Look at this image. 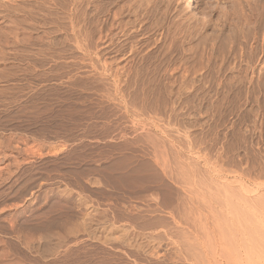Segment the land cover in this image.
I'll return each mask as SVG.
<instances>
[{"label":"rangeland","instance_id":"rangeland-1","mask_svg":"<svg viewBox=\"0 0 264 264\" xmlns=\"http://www.w3.org/2000/svg\"><path fill=\"white\" fill-rule=\"evenodd\" d=\"M56 1L0 12V264H264V58L112 53Z\"/></svg>","mask_w":264,"mask_h":264},{"label":"bare ground","instance_id":"bare-ground-1","mask_svg":"<svg viewBox=\"0 0 264 264\" xmlns=\"http://www.w3.org/2000/svg\"><path fill=\"white\" fill-rule=\"evenodd\" d=\"M45 1V0H44ZM56 1V0H55ZM59 1V0H58ZM90 1V0H89ZM214 1V0H213ZM215 1H217L215 3ZM98 0V45L102 47L108 42L107 48L115 51L117 45L128 46L132 57H157L154 53L159 50L162 56L166 43H191L194 55L201 57H253L264 58V0ZM23 2V1H22ZM41 2V1H40ZM57 2V1H56ZM62 7L69 5V1L61 0ZM9 0H0L1 8L10 6ZM26 3V2H25ZM51 3V2H49ZM53 3V2H52ZM59 4V2H57ZM67 3V5H66ZM72 3V2H70ZM80 3V2H79ZM73 0V7L79 5ZM12 4V2H11ZM54 4V3H53ZM56 4V5H58ZM60 4V5H61ZM71 5V4H70ZM81 5V4H80ZM96 5V4H95ZM24 6V5H23ZM27 6V5H26ZM31 7V6H30ZM38 7V6H37ZM43 7V6H42ZM61 7V6H60ZM97 7V6H96ZM17 8V7H16ZM19 8V7H18ZM21 8V7H20ZM4 9V10H6ZM65 9V8H64ZM78 9V8H77ZM35 10V9H33ZM32 10V12H33ZM53 10V9H52ZM7 11V10H6ZM29 11V9H28ZM31 11V9H30ZM39 11V10H38ZM4 12V11H3ZM12 12V11H11ZM17 12V11H15ZM39 13V12H38ZM41 13V12H40ZM45 13V12H44ZM3 13H0V16ZM5 14V13H4ZM64 14V13H63ZM86 14V13H85ZM32 15V14H31ZM44 15V14H43ZM79 15V14H78ZM66 16V15H65ZM77 16V15H76ZM4 17V16H3ZM81 17V15H80ZM38 18V17H37ZM44 18V17H43ZM3 19V18H2ZM65 19V18H64ZM72 19V18H71ZM13 20V19H12ZM24 20V19H23ZM16 21V20H15ZM39 21V20H38ZM79 21V20H78ZM14 23V22H11ZM19 23V22H18ZM7 24V23H6ZM2 25V24H1ZM9 25V24H8ZM11 25V24H10ZM27 25H29L27 23ZM4 27V25H2ZM14 26V24H13ZM30 26V25H29ZM33 26V25H32ZM19 27V26H18ZM20 28V27H19ZM23 28V27H22ZM34 28V27H33ZM18 28L3 29L0 42L18 43L22 39L30 40L32 36L23 35ZM21 29V28H20ZM57 29V28H56ZM0 31V32H1ZM66 32V31H65ZM68 32V31H67ZM26 33V32H25ZM24 33V34H25ZM34 33V32H33ZM43 33V32H42ZM48 34V33H47ZM140 35L141 37L138 38ZM157 36L153 39V37ZM39 36V35H38ZM44 36V35H43ZM143 36H145L143 38ZM64 37V36H63ZM65 38V37H64ZM172 39L171 42H167ZM49 40V39H48ZM152 40V41H151ZM36 41V40H35ZM24 42V41H23ZM30 42V41H29ZM28 42V43H29ZM41 42V41H40ZM59 42V41H58ZM155 43V51H146L143 45ZM80 43V42H79ZM10 44V43H9ZM102 44V45H101ZM168 44V45H169ZM176 44V43H175ZM172 46L173 48L175 47ZM182 44H179L180 46ZM13 45V44H12ZM137 45H140L136 47ZM167 45V46H168ZM173 45V44H172ZM184 45H182L184 47ZM8 46V45H7ZM56 46V45H55ZM142 46V47H141ZM152 46V45H150ZM149 46V47H150ZM171 47V45H169ZM179 46V49H180ZM181 46V47H182ZM186 46V45H185ZM62 47V46H61ZM78 47V46H77ZM148 47V46H147ZM177 47V46H176ZM188 47V46H187ZM99 48V47H98ZM136 48V49H135ZM141 48V49H139ZM172 48V49H173ZM190 48V46H189ZM184 48L185 51L191 50ZM119 49V48H118ZM117 49V50H118ZM144 49V50H143ZM150 49V48H149ZM171 49V48H170ZM171 49V50H172ZM178 49V47L176 48ZM145 52H143V51ZM175 50V49H174ZM173 50V51H174ZM183 50V48H182ZM17 51V50H16ZM43 51V50H42ZM45 51V50H44ZM60 51V50H59ZM104 49L98 50V56L104 57ZM108 51V52H110ZM120 51V50H119ZM177 51V50H176ZM3 52V51H1ZM12 52V51H11ZM48 52V51H47ZM124 53V51H121ZM143 52V54H142ZM166 52V53H167ZM171 52V51H170ZM170 52H168L170 54ZM190 52V51H189ZM6 53V51H5ZM31 53V52H30ZM172 53V52H171ZM177 53V52H176ZM180 53V52H178ZM21 54V52H20ZM110 54V53H109ZM157 54V52H156ZM159 54V53H158ZM168 54V55H169ZM10 55V54H9ZM12 55V53H11ZM19 55V54H18ZM58 55V54H57ZM115 55V54H114ZM166 55V57L168 56ZM184 55V54H183ZM30 56V55H29ZM34 56V55H33ZM107 56V55H105ZM109 56V55H108ZM123 56V55H122ZM173 56V55H172ZM165 57V55L163 56ZM226 57V58H224ZM179 58V57H178ZM188 58V57H186ZM197 58V57H196ZM161 59V58H160ZM176 59V58H175ZM184 59V58H183ZM209 59V58H208ZM207 59V60H208ZM217 59V58H216ZM222 60V58H220ZM244 59V58H242ZM259 59V58H258ZM146 60V59H145ZM153 60V59H152ZM156 60V58H155ZM164 60V59H163ZM188 60V59H186ZM198 60V59H197ZM203 60V59H200ZM247 60V59H246ZM147 61V60H146ZM151 61V60H150ZM149 61V62H150ZM170 60H168L169 62ZM205 61V60H204ZM229 60H227L228 62ZM235 61V60H234ZM244 61V60H243ZM246 62V61H244ZM255 61V60H254ZM257 61V59H256ZM255 61V62H256ZM258 61H262L261 59ZM157 62V61H156ZM198 62V61H197ZM207 62V61H206ZM220 62V61H219ZM232 62V61H231ZM253 62V61H252ZM263 62V61H262ZM209 63V62H208ZM217 63V62H216ZM215 63V64H216ZM222 63V61H221ZM226 63V62H225ZM230 63V62H229ZM228 63V64H229ZM248 63V61L246 62ZM258 63V62H256ZM253 62V64H256ZM260 63V62H259ZM258 63V64H259ZM133 64V63H132ZM144 64V63H143ZM150 64V63H149ZM173 64V63H172ZM200 65L199 63H197ZM206 64V63H205ZM204 64V65H205ZM227 64V63H226ZM251 64V63H250ZM257 64V65H258ZM263 64V63H262ZM136 65V64H135ZM154 65V64H153ZM218 65V64H217ZM220 65V64H219ZM223 65V64H222ZM233 65V64H232ZM242 65V64H241ZM244 65V64H243ZM252 65V64H251ZM250 65V66H251ZM141 66V65H140ZM178 66V65H177ZM236 66V65H235ZM246 66V65H245ZM254 67V65H252ZM264 66V65H263ZM262 66V67H263ZM105 67V66H104ZM131 67V66H130ZM156 67V66H155ZM160 67V66H159ZM164 67V66H163ZM174 67V66H173ZM176 67V66H175ZM211 67V66H210ZM216 67V66H215ZM213 67V69L215 68ZM232 67V66H229ZM247 67V66H246ZM144 68V67H143ZM157 68V67H156ZM186 68V67H185ZM200 68V67H199ZM225 68V67H224ZM234 68V67H233ZM239 68V67H238ZM245 68V67H244ZM243 68V69H244ZM258 68V67H257ZM190 69V68H189ZM193 69V68H192ZM195 69V68H194ZM191 71H195V70ZM198 69V68H197ZM210 69V68H208ZM212 69V70H213ZM219 69H221L219 67ZM228 69V68H227ZM241 69V68H240ZM247 69V68H246ZM245 69V70H246ZM144 70V69H143ZM155 70V69H154ZM153 70V71H154ZM172 70V69H171ZM174 70V69H173ZM176 70V68H175ZM200 70V69H199ZM206 70V69H205ZM135 71V70H133ZM183 71V70H182ZM189 71V70H188ZM209 71V70H208ZM215 71V70H213ZM219 71V70H218ZM242 71V70H241ZM255 71V70H254ZM261 71V70H260ZM264 71V70H263ZM262 71V72H263ZM157 72V71H156ZM196 72V71H195ZM200 72H204L201 71ZM212 72V71H211ZM217 72V71H216ZM224 72V71H222ZM136 73V72H135ZM141 73V72H140ZM163 73V72H162ZM172 73V72H171ZM174 73V72H173ZM189 73V72H188ZM191 73V72H190ZM221 73V72H220ZM238 73V72H237ZM247 73V72H245ZM261 73V72H260ZM264 73V72H263ZM144 74V73H142ZM179 74V73H178ZM206 74V73H205ZM210 74V72H209ZM235 74V73H234ZM244 74V73H243ZM138 75V74H137ZM136 75V76H137ZM140 75V74H139ZM164 75V74H163ZM172 75V74H171ZM191 75V74H190ZM196 75V74H195ZM212 75V74H211ZM214 75V74H213ZM218 75V74H217ZM238 75V74H237ZM103 76V75H102ZM116 76V75H115ZM169 76V75H168ZM178 76V75H177ZM181 76V75H180ZM235 76V75H234ZM241 76V75H240ZM238 76V77H240ZM243 76V75H242ZM246 76V74H245ZM256 76V74H255ZM262 76V73L260 74ZM101 77V76H100ZM167 77V76H166ZM176 77V76H175ZM183 77V76H182ZM196 77V76H194ZM199 77V76H198ZM213 77V76H212ZM216 77V76H215ZM224 77V76H223ZM222 77V78H223ZM252 77V76H251ZM264 77V76H263ZM164 78V77H163ZM180 78V77H179ZM186 78V77H185ZM189 78V77H188ZM207 79V77H205ZM241 78V77H240ZM262 78V77H261ZM130 79V78H128ZM134 79V78H133ZM141 79V78H140ZM168 79V78H167ZM184 79V78H183ZM220 79V78H219ZM218 79V80H219ZM235 79V78H234ZM247 80V78H245ZM260 79V78H259ZM118 80V79H117ZM116 80V81H117ZM199 80V79H198ZM215 80V78H214ZM223 80V79H222ZM229 80V79H228ZM242 80V79H241ZM244 80V79H243ZM253 80V79H251ZM257 80V79H256ZM255 80V81H256ZM170 81V80H169ZM183 81V80H182ZM205 81V80H204ZM221 81V80H219ZM240 81V80H239ZM254 81V80H253ZM264 80H261V82ZM104 82V81H103ZM106 82V81H105ZM108 82V81H107ZM137 82V81H136ZM135 82V83H136ZM226 82V81H225ZM230 82V81H229ZM242 82V81H240ZM215 83V82H214ZM222 83V82H221ZM224 83V82H223ZM227 83V82H226ZM239 83V82H238ZM255 83V82H254ZM107 84V83H106ZM148 84V83H147ZM190 83L188 82V85ZM218 84V83H217ZM220 84V83H219ZM218 84V85H219ZM233 84V83H232ZM135 85V84H134ZM143 85V84H142ZM167 85V84H166ZM173 85V84H172ZM191 85V84H190ZM193 85V84H192ZM203 85V83H202ZM211 85V84H210ZM216 85V84H215ZM214 85V86H215ZM223 85V84H222ZM227 85V84H226ZM236 85V84H235ZM245 85V84H244ZM250 85V84H249ZM255 85V84H254ZM264 85V82L263 84ZM121 86V85H120ZM138 86V85H137ZM141 86V85H140ZM145 86V85H144ZM143 86V87H144ZM155 86V85H154ZM186 86V85H185ZM195 86V85H194ZM225 86V85H224ZM234 86V85H233ZM238 86V85H236ZM235 86V87H236ZM157 87V86H156ZM164 87V86H163ZM192 87V86H191ZM200 87V85H199ZM220 87V86H219ZM226 87V86H225ZM247 87V86H246ZM263 87V86H262ZM259 87V88H262ZM128 88V87H127ZM137 88V87H136ZM167 88V87H166ZM234 88V87H233ZM244 88V87H243ZM253 88V87H252ZM122 89V88H121ZM124 89V88H123ZM223 89V88H222ZM241 89V88H240ZM255 89V87H254ZM168 90V89H167ZM225 90V89H224ZM228 90V88H227ZM230 90V89H229ZM233 90V89H232ZM242 90V89H241ZM258 90V89H257ZM218 91V90H217ZM247 91V90H246ZM250 91V90H249ZM259 91V90H258ZM255 92V90H254ZM224 93V92H223ZM226 93V92H225ZM256 93V92H255ZM261 93V92H260ZM253 94V93H252ZM258 94V92H257ZM251 95V93H250ZM249 100V99H248ZM245 103V102H244ZM191 192V191H190ZM191 198V197H189Z\"/></svg>","mask_w":264,"mask_h":264}]
</instances>
